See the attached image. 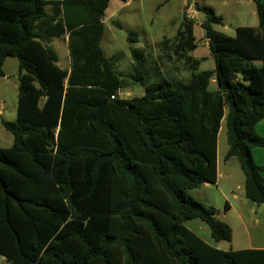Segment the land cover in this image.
Here are the masks:
<instances>
[{"label": "trees", "instance_id": "trees-1", "mask_svg": "<svg viewBox=\"0 0 264 264\" xmlns=\"http://www.w3.org/2000/svg\"><path fill=\"white\" fill-rule=\"evenodd\" d=\"M253 2L259 25L234 37L215 29L224 18L213 8L196 4L215 67L201 71L188 59L189 82L151 74L145 52L131 47L144 95L121 99L126 83L101 47L111 0H0V79L14 57L19 82L16 120L2 121L14 141L0 148V256L8 264H264V250L224 251L185 225L199 219L215 243L232 241L218 210L189 194L217 183L223 122L225 159L240 162L246 197L264 204V168L252 154L264 147L256 132L264 0ZM186 23L180 52L197 48L194 21ZM67 32L71 72L49 45ZM127 40L138 43L139 33Z\"/></svg>", "mask_w": 264, "mask_h": 264}, {"label": "rangeland", "instance_id": "rangeland-1", "mask_svg": "<svg viewBox=\"0 0 264 264\" xmlns=\"http://www.w3.org/2000/svg\"><path fill=\"white\" fill-rule=\"evenodd\" d=\"M249 0H133L129 7L130 13L124 11L123 14L115 18L116 22H121L123 29L114 28L111 23H108L110 31L107 32L106 38L109 35L114 36L112 43L106 42L104 39L102 47L108 57L117 54L119 59L115 57L114 70L121 74L127 85L136 87L141 90V85H135L132 76L136 75L138 68L132 65L131 46L127 40L129 30L139 33L141 40L136 47L145 52L147 58V67L151 74L163 76L166 79L181 80L189 82L191 79L192 70L188 66L192 59L201 61L200 70H211L215 67L214 59L210 56L209 44L205 43V32L202 29L204 14L197 11L196 4L200 6H209L215 12L225 18L224 26H215V29L223 32L227 36L234 37L238 27H256L259 25V19L256 12L255 3L248 2ZM186 2V5H184ZM184 5V6H183ZM116 2H112L109 12L114 11ZM188 11L192 14L187 15ZM189 15L193 18H189ZM194 21V37L193 44L197 45L194 51H178L177 34L184 27L186 21ZM203 35V38H201ZM53 48L61 56L62 62L65 61L67 48L58 40H55ZM117 59V60H116ZM189 59V61H188ZM5 77L0 79V148H9L12 146L14 137L2 125V121L13 122L16 120L17 105L19 97L18 83V60L14 57H9L4 66ZM216 86L212 85V89ZM135 94L132 93V97ZM131 98V95L128 96ZM228 150L227 129L223 122L218 138L219 157L223 160L224 155ZM234 179L229 181H221V187L231 185L236 187L237 184H242L244 175L238 168L232 172ZM201 191V190H200ZM213 191V190H212ZM205 192V190H204ZM189 194L196 200L199 192L197 190L189 191ZM199 198V197H198ZM221 212H224L222 209ZM224 220V219H223ZM228 220V219H227ZM229 221V220H228ZM186 227L197 233L205 241L215 245L211 237V231L207 224L199 219L187 222ZM222 250H232V244L222 242ZM219 248V249H221ZM2 257L0 256V259ZM0 264H5L4 261Z\"/></svg>", "mask_w": 264, "mask_h": 264}, {"label": "crops", "instance_id": "crops-1", "mask_svg": "<svg viewBox=\"0 0 264 264\" xmlns=\"http://www.w3.org/2000/svg\"><path fill=\"white\" fill-rule=\"evenodd\" d=\"M55 1H61L62 2L65 0H55ZM112 2H114V0H111L109 8L111 7ZM115 2H116L115 10L108 13L109 12V8H108L106 10V13H105V17L103 20V23L105 24V34H104L103 39L101 41V47H102V43H103L104 39H106L105 40L106 42H110V43H112L115 39L113 35H109L106 38L107 32L110 31V29L108 27V23H111V26H115V24H114L116 22L115 18H117L119 15L123 14L124 11H128L130 13L131 9L129 7L133 3V0H115ZM248 2L254 3L253 0H249ZM184 5H186V2H184ZM48 12L50 14H52V8L51 7L48 8ZM204 18L205 17H203V19ZM119 23H121V22H119ZM224 23H225V18H224ZM114 28H116V26ZM131 31H133V30H131ZM129 32H130V30H129ZM201 38H203V35ZM55 40H58V42H61L65 46V48H67L66 58H65L64 62H62L61 56L53 48V44H54ZM140 40H141V36L139 35L138 43L140 42ZM138 43H135L133 45H137ZM205 43L207 45L209 44L207 39L205 40ZM49 45L57 52V54L59 56L60 67L71 72L72 59H71L70 50H69V32H67L61 38H52L51 40H49ZM130 45H132V44H130ZM133 48H136V47H133ZM137 49H139V48H137ZM103 51H104V49H103ZM130 52H131V49H130ZM104 53H105V51H104ZM105 56L109 59H113L115 57H117V59H119V55H117V54H114V55L108 57L105 53ZM132 62H133L132 65H135V62L133 61V59H132ZM114 65H115V63H114ZM115 72L121 77V79L124 80V78H122L121 74H119L116 70H115ZM136 89H138V88H136L134 86L132 87L130 84L127 83V85H125V88L121 89L119 91V94H120L119 98H121V99H132L133 98L132 93L135 94L134 97H141L144 95V89L142 87H141V90H136ZM130 95H131V98L128 97ZM256 132L260 137L264 138V119L261 120L256 125ZM218 138H219V136H218ZM227 152H228V150H227ZM227 152H226V154H227ZM226 154L224 155L223 160H221V158L219 157V151L217 152V176H218L217 177V183L215 185L209 184V183H204V184L200 185L198 188L194 189V190H197L199 192V194H198L199 198L197 197L196 200L199 201L200 203L208 206V207H213L216 210H218L219 217L222 220L224 219L223 221L227 222L231 226L232 231H233L232 241L230 242L232 244V248H231L232 250H234V251L249 250V249L264 250V204L258 205L257 203L249 200L246 197V194H245L246 178H245V175L241 169V164L236 158H231L229 160H226L225 159ZM252 154H253V159H254L255 163L264 168V147H255L252 150ZM235 168H237V169L239 168L244 175V179H243L242 184H237L236 187H233L231 185L221 187V181L225 180V181L230 182L231 180L234 179V175L232 172L235 170ZM194 190H192V191H194ZM204 190H205V192H204ZM227 204H228V208L226 207ZM222 209L224 210V212H221ZM195 234H197V233H195ZM205 242L211 246L216 247V248L222 247V242L216 243L215 245H213L212 243L207 242V241H205ZM222 249L223 248H221V250ZM0 260H1V262L4 261L5 264H8L4 257H2Z\"/></svg>", "mask_w": 264, "mask_h": 264}, {"label": "built area", "instance_id": "built-area-1", "mask_svg": "<svg viewBox=\"0 0 264 264\" xmlns=\"http://www.w3.org/2000/svg\"><path fill=\"white\" fill-rule=\"evenodd\" d=\"M187 9V8H186ZM191 10V9H190ZM188 11V9H187V15H188V12H189V14H192L193 12L192 11ZM189 18L191 19V18H193L192 16H190L189 15ZM194 19V18H193ZM119 97H120V94H119ZM116 98V96L114 95V96H112V99H115Z\"/></svg>", "mask_w": 264, "mask_h": 264}]
</instances>
